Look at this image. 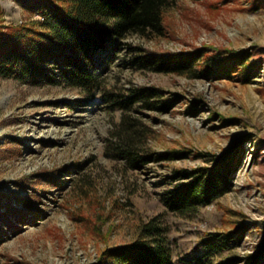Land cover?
<instances>
[{"label": "rangeland", "instance_id": "obj_1", "mask_svg": "<svg viewBox=\"0 0 264 264\" xmlns=\"http://www.w3.org/2000/svg\"><path fill=\"white\" fill-rule=\"evenodd\" d=\"M44 16L20 0H0V25L44 30ZM164 34H131L102 65L99 89L30 83L0 74V264H111L107 252L160 242L171 264H234L264 243V0H177ZM247 55L240 72L161 73L135 66L138 50ZM216 67V66H214ZM57 79H60V77ZM158 90L167 110L131 103ZM160 101V102H159ZM144 131L149 155L189 151L134 168L121 158L124 121ZM123 132V133H122ZM142 152V153H143ZM232 159V185L194 214L164 199L186 171ZM227 158V159H228ZM232 237L221 250L202 246Z\"/></svg>", "mask_w": 264, "mask_h": 264}, {"label": "trees", "instance_id": "obj_2", "mask_svg": "<svg viewBox=\"0 0 264 264\" xmlns=\"http://www.w3.org/2000/svg\"><path fill=\"white\" fill-rule=\"evenodd\" d=\"M44 16V30L0 25V74L15 75L30 83H57L62 80L81 90H96L98 69L114 60L131 34L145 36L164 34V14L177 0H20ZM127 45V44H126ZM142 53L133 62L140 69L161 73L193 72L197 65L209 74L240 72L242 80L250 82L251 64L247 55L221 52L207 55L198 50L191 53L156 54L138 48ZM216 66V67H214ZM60 77V79H57ZM132 95L131 103H142L153 110H167L169 103H157L161 93L156 89L140 88ZM160 102V101H159ZM125 145L120 157L134 168H143L153 160H172L188 156L189 151L173 150L149 155L139 149L133 123L124 119ZM143 152V153H142ZM223 157L219 165L201 170L186 171L182 178H191L165 199V205L180 215L194 214L201 205L221 197L232 185V159ZM206 240L202 246L221 250L233 242ZM264 242V241H263ZM171 253L160 242L139 241L111 249L107 259L111 264H171ZM234 264H264V243L257 252L236 260Z\"/></svg>", "mask_w": 264, "mask_h": 264}]
</instances>
